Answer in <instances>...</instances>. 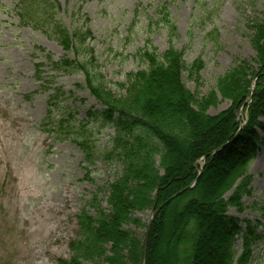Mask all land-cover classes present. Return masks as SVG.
<instances>
[{
  "label": "rangeland",
  "instance_id": "1",
  "mask_svg": "<svg viewBox=\"0 0 264 264\" xmlns=\"http://www.w3.org/2000/svg\"><path fill=\"white\" fill-rule=\"evenodd\" d=\"M18 1L0 0V264H57L71 255L70 243L79 231V213L85 207L95 213L88 206L95 195V204L110 211L106 187L123 167L105 158L115 131L90 116L101 105L84 87L83 73L78 69L56 71L48 57L58 61L67 56L87 62L100 72L105 86L119 96L125 93L120 83L129 74L144 70L141 54L152 48L162 53L173 45L182 53L185 64L202 61L198 77L180 70L179 80L198 99L215 93L218 102L206 111L215 114L232 106L231 98L219 89L220 81L235 78L230 89L234 91L264 59V47L260 52L250 39V27L264 23V0H81L77 17L71 0H58L62 10L54 6L55 17H62L70 30L77 27L85 33L89 29L92 34L78 55L65 51L45 24L23 22L16 9ZM162 12L168 14L174 32L161 21ZM58 87L75 95L56 94ZM50 106H55L54 118L61 117L57 106H64L74 113L70 123L80 127L59 138L55 125L58 119L47 117ZM204 123L200 121V126ZM84 132L94 151L90 165L74 143L75 138L84 137ZM197 164L202 167L200 160ZM249 172L252 180L248 194L241 199L243 208L230 206L227 214L243 227L245 220L255 223L257 231L264 234V145L258 147ZM184 191L162 205H175L181 210L178 202ZM205 192L204 187L197 196L185 197V202L193 207L189 200L201 198L203 205L208 204L211 194L205 198ZM148 195L155 196V191ZM132 205V218L123 227L144 237L151 207L145 202L142 207L138 202ZM171 208L168 213L175 214L177 211ZM191 212L201 215L194 207ZM166 227L164 235L156 233L152 264L188 260L183 254L188 248L174 247L173 239L179 233L175 221ZM188 231L187 239L192 234L190 227ZM237 239L235 249L239 251L242 243ZM216 247L209 248L206 255L209 264L221 263L213 256ZM250 264H264V240L253 246Z\"/></svg>",
  "mask_w": 264,
  "mask_h": 264
},
{
  "label": "trees",
  "instance_id": "2",
  "mask_svg": "<svg viewBox=\"0 0 264 264\" xmlns=\"http://www.w3.org/2000/svg\"><path fill=\"white\" fill-rule=\"evenodd\" d=\"M29 6L31 4H24L23 11L32 16L25 12ZM42 8L44 6L33 7L35 16ZM163 17V21L168 22L165 14ZM168 28L175 31V26L169 22ZM250 28L253 29L251 42L261 52L264 23ZM53 29L68 51H75L72 50L75 49L74 42L83 45L91 36L89 30L83 34L74 29L71 33L56 22ZM142 57L147 61V69L129 74L128 81L120 84L125 93L119 96L106 89L101 76L89 68L91 65L85 62L74 65L70 60L56 64L58 68L64 64L84 72L86 86L105 106L100 114L106 123L115 127L112 147L105 152V158L110 162L116 160L123 167L106 187L110 211L96 205L95 196L88 205L95 213L84 208L78 215L79 231L70 244V258L59 259L57 264H141L144 237L123 227L132 218L135 210L132 204L138 202V207H142L145 202L151 209L158 208L169 197L196 181L199 175L197 162L204 156L208 157L202 173L178 202L182 209L167 204L152 221L146 264H152L156 255V233L164 235L166 225L169 222L173 225L174 221L179 232L173 239L175 249L179 250L181 246L188 248L183 252L188 260L178 264H209L210 259L206 255L210 253L209 248L216 246L212 251L215 253L213 256L220 259L219 264H250L253 246L264 239V234L259 233L251 221H245L246 227H242L240 221L229 216L227 211L230 206L243 208L241 199L248 194L252 180L249 170L258 147L264 145L254 130L256 125L264 130V125L257 122L264 116V59L256 69L249 65L251 77L236 90L230 91L236 83L235 78L226 81L224 77L220 81L219 89L225 97L231 98L232 106L212 115L206 111L216 106L215 93L198 99L179 80L180 70H187L190 76L198 77L203 66L201 60L185 64L182 53L173 45L163 54L156 50L146 51ZM240 67L242 65L236 69ZM254 77H257L256 88L248 107V123L240 129L236 108L243 105L250 95L249 86ZM223 82L225 84L221 87ZM200 121L205 123L200 126ZM78 143L86 158L92 161L91 139L83 137ZM204 187L205 198L207 193L211 194L208 204L203 205L201 198L189 200L200 212L198 216L191 212L193 207L185 202V197L197 196ZM152 191H155V196L150 198L148 194ZM229 191H232L230 196L224 198ZM170 206L177 211L175 214L168 213ZM189 227L192 234L187 239L185 235ZM237 238L242 240L239 251L235 249ZM213 240L214 243L211 242Z\"/></svg>",
  "mask_w": 264,
  "mask_h": 264
},
{
  "label": "bare ground",
  "instance_id": "3",
  "mask_svg": "<svg viewBox=\"0 0 264 264\" xmlns=\"http://www.w3.org/2000/svg\"><path fill=\"white\" fill-rule=\"evenodd\" d=\"M219 113V112H218ZM218 113H215V114H212V115H217ZM246 118H247V120H246ZM248 118H249V115L248 114H242V115H240L239 116V119H240V121L242 122V121H245L246 120V122H248ZM263 118H258L257 119V122L259 121V123L260 124H262V125H264V121L262 120ZM254 130L256 131V133L258 134V136H259V141H264V130H262L261 128H260V126L259 125H256L255 127H254ZM256 133H254V134H256ZM239 134H237L236 135V137L238 136ZM255 142V141H254ZM152 212V211H151ZM233 217V216H232ZM235 218V217H234ZM148 227V226H147Z\"/></svg>",
  "mask_w": 264,
  "mask_h": 264
},
{
  "label": "water",
  "instance_id": "4",
  "mask_svg": "<svg viewBox=\"0 0 264 264\" xmlns=\"http://www.w3.org/2000/svg\"><path fill=\"white\" fill-rule=\"evenodd\" d=\"M160 208L156 211H154V215L155 216L158 212H159ZM150 226V225H149ZM147 243H148V232L145 238V243H144V250H143V256H142V264H146V257H147Z\"/></svg>",
  "mask_w": 264,
  "mask_h": 264
}]
</instances>
